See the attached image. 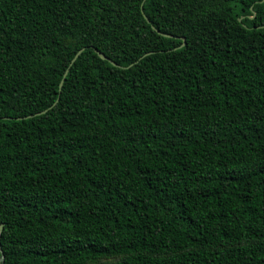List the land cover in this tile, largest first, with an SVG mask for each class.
<instances>
[{"label": "trees", "instance_id": "obj_1", "mask_svg": "<svg viewBox=\"0 0 264 264\" xmlns=\"http://www.w3.org/2000/svg\"><path fill=\"white\" fill-rule=\"evenodd\" d=\"M0 223L3 264H264V0H0Z\"/></svg>", "mask_w": 264, "mask_h": 264}, {"label": "water", "instance_id": "obj_2", "mask_svg": "<svg viewBox=\"0 0 264 264\" xmlns=\"http://www.w3.org/2000/svg\"><path fill=\"white\" fill-rule=\"evenodd\" d=\"M141 10H142V7H141ZM152 28H154V26H152ZM156 31L158 32V33H160V34H162V35H164V36H170L169 34H166V33H163V32H160L158 29H156ZM182 40L184 41V37H182ZM184 44V42L182 43V45ZM182 45H180L179 47H181ZM83 51V48H80L76 53H75V55L73 56V58L71 59V61H70V65L76 60V58L79 56V54L81 53ZM96 52H97V54L102 58V59H107L110 63H112L113 65H117L114 61H112L111 59H109L108 57H106L103 53H101L100 51H97L96 50ZM154 51H149V52H146L145 54H143L140 58H142L143 56H145V55H148V54H151V53H153ZM67 72H68V69H66L65 70V72H64V74H63V77H62V79L60 80V82H59V90L61 89V87H62V84H63V80H64V77H65V75L67 74ZM54 104H55V102H54ZM53 104V105H54ZM52 105V106H53ZM44 112H46V110H43V111H40V112H37L36 114H41V113H44ZM32 115H28V116H24V117H18L17 119H21V118H28V117H31ZM2 229H3V223H0V233H1V231H2ZM3 261H4V254H3V252H2V250H0V264H3Z\"/></svg>", "mask_w": 264, "mask_h": 264}]
</instances>
